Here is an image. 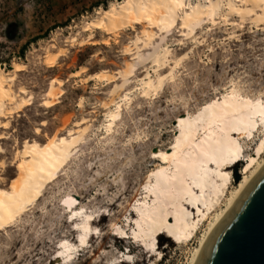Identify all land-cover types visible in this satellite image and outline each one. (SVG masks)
Listing matches in <instances>:
<instances>
[{
	"label": "rangeland",
	"instance_id": "obj_1",
	"mask_svg": "<svg viewBox=\"0 0 264 264\" xmlns=\"http://www.w3.org/2000/svg\"><path fill=\"white\" fill-rule=\"evenodd\" d=\"M113 1L122 0H0V66L9 71L13 61L24 63L14 88L23 86L35 96L20 116L13 117L5 130L8 139L0 140L5 150L0 160L6 162V174L0 173V179L8 186L16 176V150L26 138L45 142L56 133L65 134L84 117L88 125L86 140L65 172L14 227L0 234V264H58L54 260L58 242L74 236L60 209L61 200L69 195L79 198V206L98 214L95 227L100 238L93 239L75 261L67 264H129L119 263L129 252L128 261L149 264V257L133 237L119 239L114 234L121 228L132 232L128 226L130 205L141 197L143 183L158 163L151 152L166 148L172 141L178 115L195 112L203 103L221 97L232 82L244 95L264 94V22H242L236 14L229 17L235 24L224 19L215 25L203 23L197 42L182 36L177 26L172 29L167 43L173 49V59L186 52L187 56L174 80L165 82L157 98H146L140 90L132 89L137 84L135 77L113 95L111 79L85 81L89 74L103 70L115 73L124 68L129 59L124 48L141 29V25H137L138 31L129 27L116 36L95 29L94 38L81 44L88 34L80 32L81 28ZM57 47H64V54L49 67L46 55ZM79 69L78 76L71 75ZM52 78L64 81V92L59 102L47 109L41 102ZM124 91L131 92L133 100L124 106L114 133L107 135L106 114L115 108L111 100H118ZM44 120L47 124L43 126ZM39 127L37 135L35 129ZM243 169L241 164L233 167L235 179ZM198 239L199 235L178 245L161 238L164 255L158 263L188 264Z\"/></svg>",
	"mask_w": 264,
	"mask_h": 264
},
{
	"label": "bare ground",
	"instance_id": "obj_2",
	"mask_svg": "<svg viewBox=\"0 0 264 264\" xmlns=\"http://www.w3.org/2000/svg\"><path fill=\"white\" fill-rule=\"evenodd\" d=\"M232 14H236L242 22L248 19L259 25L264 22V0L113 1L109 7L100 8L98 16L88 20L81 28L80 32L88 31V34L80 43L84 45L92 40L95 29L115 36L129 27L137 30V25H141V29L124 48V54L129 56L124 68L115 73L99 71L83 79H111L114 86L110 94L113 95L128 86L135 77L137 84L132 89L140 90L146 98H157L165 82L174 80L177 69L182 67L187 56L186 52L173 59V49L167 43L172 29L177 26L182 36L196 41L203 23L215 25L218 20L224 19L229 24H235L229 18ZM63 54L64 47L54 52L48 50L45 62L53 67ZM147 63L149 65L146 66ZM12 66L9 71L0 66V140L8 139L5 130L10 128L13 117L20 116L35 98L23 86L18 90L14 88L25 64L15 60ZM141 67H144L143 72L136 77ZM166 69L167 72L163 73ZM79 74L80 69L71 75ZM63 86V80L52 78L41 106L48 109L56 105L64 92ZM263 95L262 92L255 97L244 95L232 82L221 97L203 103L195 112L178 115L174 120L172 141L166 148H156L151 152L158 163L146 177L141 197L132 207L130 205L128 226L132 229V236L127 229L117 228L116 238L133 237L137 246L149 257V264H161L162 260L158 263L164 255L161 238L179 245L199 235L188 264H201L219 229L264 171ZM116 98L111 100L115 108L108 109L106 114L107 135L114 133L124 106L133 100L129 91L119 95L118 100ZM86 123L84 117L65 134L56 133L45 142L26 138L17 148L14 160L16 176L8 186L0 179V234L14 227L65 172L71 160L78 155L79 146L86 140ZM46 124L44 120L41 125ZM40 132V127L35 129L37 135ZM0 153H5L2 145ZM5 163L0 160V165ZM241 163L244 169L236 174L235 179L233 167ZM231 186H235L233 190ZM79 205L80 200L75 195L61 200L60 209L66 214L74 236L72 239L63 237L58 242L54 259L58 264L75 261L93 239L100 238L95 227L98 214L89 211L85 205ZM127 259L122 258L119 263L136 264L134 259L131 262Z\"/></svg>",
	"mask_w": 264,
	"mask_h": 264
},
{
	"label": "water",
	"instance_id": "obj_3",
	"mask_svg": "<svg viewBox=\"0 0 264 264\" xmlns=\"http://www.w3.org/2000/svg\"><path fill=\"white\" fill-rule=\"evenodd\" d=\"M201 264H264V171L219 229Z\"/></svg>",
	"mask_w": 264,
	"mask_h": 264
},
{
	"label": "snow or ice",
	"instance_id": "obj_4",
	"mask_svg": "<svg viewBox=\"0 0 264 264\" xmlns=\"http://www.w3.org/2000/svg\"><path fill=\"white\" fill-rule=\"evenodd\" d=\"M4 169H6V165H0V173L6 174L4 173Z\"/></svg>",
	"mask_w": 264,
	"mask_h": 264
},
{
	"label": "trees",
	"instance_id": "obj_5",
	"mask_svg": "<svg viewBox=\"0 0 264 264\" xmlns=\"http://www.w3.org/2000/svg\"><path fill=\"white\" fill-rule=\"evenodd\" d=\"M9 26H11V24Z\"/></svg>",
	"mask_w": 264,
	"mask_h": 264
}]
</instances>
